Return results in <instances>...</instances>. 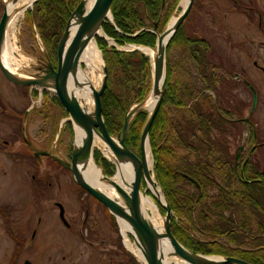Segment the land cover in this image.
I'll use <instances>...</instances> for the list:
<instances>
[{"label": "trees", "instance_id": "1", "mask_svg": "<svg viewBox=\"0 0 264 264\" xmlns=\"http://www.w3.org/2000/svg\"><path fill=\"white\" fill-rule=\"evenodd\" d=\"M179 1L167 0L164 10L163 0L113 1V21H105L103 30L116 44L110 45L105 37H97L108 66L102 114L111 134L122 129L130 107L147 96L152 77L150 55L118 46L155 47L157 32L165 29ZM80 2L38 0L27 10L32 35L36 34L35 26L45 48L56 57L67 21ZM186 19L169 41L166 90L149 133L157 178L173 212L171 229L176 239L195 253L233 256L251 264H264V224L259 223V217H264V188L257 182L251 183L249 189L244 186L239 166L233 164L235 155L221 142L234 128L248 124L220 96L217 100L207 97L194 102L195 96L191 95L194 88L187 87L184 91L183 80L175 77L171 51L181 49L187 40L197 51L196 57L200 56V61L197 60L201 65L211 62L206 60L211 43L204 38L186 37ZM156 24L155 33L152 29ZM215 70L205 67L201 72L210 82L226 78ZM148 113L140 110L136 114L127 137L129 147H137L139 154ZM94 156L110 174L113 164L99 150ZM124 252L130 264H140L131 253Z\"/></svg>", "mask_w": 264, "mask_h": 264}, {"label": "rangeland", "instance_id": "2", "mask_svg": "<svg viewBox=\"0 0 264 264\" xmlns=\"http://www.w3.org/2000/svg\"><path fill=\"white\" fill-rule=\"evenodd\" d=\"M184 1H179L165 28L170 24V20L174 17L177 18L181 13L185 7ZM240 1L244 5L243 7L249 9L248 12L240 5L238 6L234 0H194L189 17L185 18V31H189L195 34V36L205 37L211 41L213 48L211 50L216 55L211 60L216 64L214 69L216 68L215 71L224 75L227 78L226 81H229L230 84V88L226 90L227 93L225 90L222 91L225 97L224 102L229 108L241 113L243 117L250 116L264 140V71L261 69V67L264 68V0ZM28 9H31V7L26 9L17 22L15 36L17 44L30 61V64L26 65L24 70L27 74L34 75L38 71L33 63L38 61L37 59L40 55H44V51L40 50V39L37 34L34 36L31 33L32 29L27 19ZM260 14H262L263 25H260ZM106 40L110 45L116 44L113 39L106 37ZM98 47L103 53L101 47L99 45ZM118 48L130 49L132 45L118 46ZM180 51L181 49L174 48L171 51V56L176 69L175 77L184 79L187 77V73L182 69L183 64L180 62ZM245 80L252 83L258 92V103L252 114H250L249 110L252 106L253 94L249 87L246 86ZM9 92L12 99L11 104L19 108L28 104H41L40 101L35 102V100L32 103H27L28 101L24 103V100L18 97L17 92L12 86ZM145 110L149 112V108ZM66 116L68 114L65 112L59 117V120ZM40 121L39 117H32L31 129L33 133L42 125ZM59 126H64L62 121H60ZM14 127L15 123L9 122L7 124L0 120L1 134L6 135L8 131L10 134V131ZM112 135L115 136L116 133ZM246 137H248L247 134L243 135V138ZM67 139L69 140V138ZM231 140V150L235 153L237 152L238 145L242 142V138ZM16 145V147L3 146L0 148V204L2 205L4 201H7L15 206L12 220V230L14 233L26 230L28 226L31 228L27 231V242L25 245H15L11 239L12 233L8 235L5 229L6 225L2 221V214L0 213V264H9L8 256L14 253L20 255V263L16 262L15 264H24L23 259H29L33 264H60L59 262L61 264H72V262L75 264H86L88 252L91 249L90 246L68 234L69 230H67L60 220L59 210L54 206L53 202L51 204L48 203V199L44 202L37 201L36 197H33L29 193L24 194V189L18 186L17 180L19 176L22 173H34L35 168L32 163L30 165L24 164L17 160L13 161L10 158L12 157L11 149L23 148V145L18 143ZM132 148L139 154L137 147L133 146ZM96 150L98 149L94 148V153ZM151 155L153 159L151 174L154 175L153 166L155 162L152 151ZM257 156L263 159L262 164L264 165V145ZM101 168L105 174H111L107 173L103 167ZM63 187H65V184H63ZM156 187L159 186L156 185ZM146 188L147 183L143 181V190ZM53 189L56 190L57 188L54 187ZM60 197L61 199L64 198L68 204V206H65L67 208L66 217L69 222H72L73 218L76 217L78 205L73 198L71 200L67 198V192L65 191L61 193L53 191V193L49 194V199H60ZM154 199L162 214L165 215L164 208L156 198ZM36 207L41 208L42 223H37L39 213H37ZM103 219L99 220V225H104L105 236L109 239L108 219ZM34 227L38 228L39 240L32 241L30 238ZM118 228L120 233L122 228L119 223ZM128 235L134 242L130 232H128ZM110 238L112 239V237ZM124 246L126 249L128 248L125 244ZM63 254H69V258L66 261L61 260ZM117 258L122 260L121 264H127L123 255Z\"/></svg>", "mask_w": 264, "mask_h": 264}, {"label": "flooded vegetation", "instance_id": "3", "mask_svg": "<svg viewBox=\"0 0 264 264\" xmlns=\"http://www.w3.org/2000/svg\"><path fill=\"white\" fill-rule=\"evenodd\" d=\"M8 1L14 0H0V24L5 12L8 11L6 4ZM234 1L245 11H249L247 7H243L244 5L241 4L240 0ZM261 16L262 14H260L259 20L262 25ZM34 30L37 36L40 37L36 27ZM186 32V37L189 39L192 36L207 39L202 36H195V34H192L189 31ZM208 41L211 43L210 40ZM41 45L39 47L40 50L43 51ZM190 45H192V43H189L188 40L185 41V44H183L180 51V62L183 64L182 69L187 73V77L181 81V86L184 88V91H186L187 87L194 88V91L191 92V95L195 96L194 102H201L207 97H212L214 100H217L218 96H220L224 102L225 97L222 91H226L230 88L229 81H226L227 79L223 78L218 83H216V81L210 82L207 78L203 77L201 72L205 67L212 70L216 65L211 61L216 56L214 51L211 50L213 49L212 44L206 59L211 62H209V64L208 62H204L202 65L197 60L199 58L200 61V56H198V58L196 57L197 51H195V48ZM44 50L47 51L53 67L57 69L58 56L56 57L46 48H44ZM37 60L38 62L33 64L42 68L48 67V60L45 54L40 55ZM1 63L0 50V120L7 124L9 122L15 123V127L12 128L10 134L9 131L6 135L0 133V148L3 146L16 147L17 143L23 145V148L11 149L12 157L10 158L13 161L17 160L24 164L30 165L32 163L35 168L34 173H22L19 176V179L17 180L18 186H21V188L24 189V194L29 193L33 197H36L37 201L44 202L48 199V203L51 204L53 202L54 206L59 210L60 220V204L63 205L68 225L62 220L61 221L66 226L67 230H69L68 234L71 237H75L77 240L85 242L91 248L88 252L86 264H121L122 260L117 258L120 255H123L127 264H130L129 257L127 258L124 250L131 254L132 252L131 250L129 251L128 248L127 250L124 246L125 244L127 247V244L123 238V234L121 232L119 233L116 218L111 215L108 208L103 203L79 185L74 180L70 170L66 169L54 157L58 156L64 160H72V143L74 139L73 124L69 120V113L60 101L57 92L52 88H43L33 84L21 85L10 81L2 72ZM38 73H40V71H38ZM244 82L246 83V81ZM11 86L17 92L18 97L24 100V103L27 101V103H32L35 100V102L40 101L41 104H28L27 106L20 108L12 105V99L10 98L9 92ZM35 108H37V110H35ZM65 112L68 116L59 120V117ZM32 117H39L41 119L40 123L42 124L35 133H33L31 129ZM247 117L250 118V121H243L248 124L247 126L234 128L230 134L222 138L221 142H223V146H227L231 153L235 155L233 164L237 167L239 166L244 186L249 189L251 183L257 182L262 188H264L263 159L257 156L258 152L264 145V140L252 118L250 116ZM242 118L245 117L242 116ZM60 121L63 122L64 126H59ZM245 134H247L248 137L243 138V135ZM67 138H69V140ZM235 138H242V142L238 145L237 152L233 153L231 150V139L235 140ZM35 152H38L39 156L36 157ZM238 155L239 159H237ZM63 184H65V187H63ZM54 187L57 188V191L53 189ZM53 191L56 193L65 191L67 192V198H69V200L72 198L75 200L78 208L75 215L76 217L73 218L72 222H69L66 217L67 208L65 206H68L66 200L64 198L61 199V197L60 199H49V194L53 193ZM14 209L15 206L7 201H4L2 205L0 204L2 221L6 225L5 229L8 235L9 233H12L11 239L13 243L15 245H25L27 242V231L31 227L28 226L26 230L17 231L16 233L13 232L12 220ZM247 209L251 210V207L248 206ZM36 210L37 213H39L37 216V223H42L43 217L41 215V208L36 207ZM103 218L108 219L109 233L111 234H109V236L112 237V239L110 237L109 239L106 238L104 225H99V220H102ZM259 218V223L264 224V217L260 216ZM250 219L252 222L253 219ZM259 223L257 221V224ZM37 234L38 228L34 227L30 239L32 241L39 240V234ZM8 257L9 264H15L16 262L20 263V255L17 253L10 254ZM68 258L69 254H63L61 260L66 261ZM23 260L25 264V261L29 259ZM59 263L61 264V262ZM72 264L75 263L72 262Z\"/></svg>", "mask_w": 264, "mask_h": 264}, {"label": "water", "instance_id": "4", "mask_svg": "<svg viewBox=\"0 0 264 264\" xmlns=\"http://www.w3.org/2000/svg\"><path fill=\"white\" fill-rule=\"evenodd\" d=\"M17 1V0H14ZM38 0H34L31 4V8L34 3ZM114 0H95L93 5L88 8L86 0H81L77 5L75 10L72 12L71 17L67 21V26L63 35L59 41L57 56L58 64L57 69L53 67L51 60L48 57L47 51L44 50V54L48 60V67H39L35 65L37 71L34 75L28 74V78L17 77L13 72L7 68L3 62L1 63V69L4 75L12 82L21 85H37L43 88L54 89L60 101L66 107L69 113V120L73 124L74 129V139H73V152L72 160H64L58 156H54L55 159L62 164L66 169L70 170L74 180L85 188L90 194H92L96 199L103 203L109 210V212L116 218L119 222V218L127 220L130 228L128 232L132 235L134 242L137 243L144 250V255L146 263L142 262L135 254V258L140 264H164L162 261L166 256H177L183 258L184 260H189L192 264H251L241 258L233 256H221V255H205L201 253H195L190 249H187L172 232L171 222H172V208L165 198L164 191L158 181V176L156 173V167L154 169V177L156 179V185L159 186L163 192L165 202L158 199L159 197L152 193L154 198L158 200L160 205L165 210V231L161 233L153 224L147 219L143 214L140 205V195L143 189V181L146 182L147 179L151 178V168L148 167L147 163V147L150 148V138L149 133L151 131L155 116L162 103L163 96L166 90L167 83V49L169 41L172 39L179 26L188 16L190 9L192 8L193 1L189 0L186 6L182 9L181 13L177 16L175 24L172 28L167 26L160 33L157 32V43L155 47H149L145 45L131 44L132 48L124 50H140L143 53L149 55L145 50L146 48L155 49L157 51L156 55L151 57L152 60V77L150 91L147 96L142 100L136 102L130 107L125 115V121L122 129L112 135L105 123V119L102 114V95L107 86L108 79V66L104 63V77L102 84L99 89L94 91L95 98V111L93 115L89 114L79 102V99L75 95V91L69 90V85L72 83L76 87L81 86V81H70L71 78L76 80L77 71L79 67V58L89 41L92 39L94 33L99 27H103L105 21H113L112 14V3ZM163 10L166 9V0H163L162 5ZM111 15V16H109ZM9 22V13L5 12L3 19L0 24V50H2L4 37L6 36L7 25ZM74 24H77L75 33L71 36V28ZM261 25V24H260ZM153 32L157 31V24L152 29ZM99 37H105V35H98ZM168 37L166 43H164L165 38ZM120 49V48H119ZM151 56V55H150ZM38 62V61H37ZM261 69L264 68L261 67ZM246 85L252 91L253 101L250 111L252 114L253 110L256 108L258 103V92L256 88L248 80ZM74 90V89H73ZM157 96L155 104L152 109H149L147 120L143 126L140 141V154H137L132 148L127 144V137L131 130V124L140 110H145L149 108L146 106L148 99L151 96ZM243 121H250L249 117L242 118ZM76 124V125H75ZM75 126L81 128L85 131L86 135L80 145L76 144L75 141ZM94 133H98L103 137V139L108 143L109 147L116 156L117 161L120 163L129 159L132 162L134 168V180L132 182V188L129 191L125 184L120 185L115 181L110 180L113 175L120 172V167L115 165L111 170V176L105 174V178L114 183L118 197L117 199L109 196L105 191L97 188L91 184L84 176L80 169V164L87 161L91 156H94L93 141ZM152 151V150H151ZM36 157L39 156L38 152H35ZM239 159V155L237 156ZM98 165L103 167L102 162H97ZM187 177L193 182H198L191 176ZM108 181V182H109ZM147 183V182H146ZM147 189V188H146ZM146 189H144L146 191ZM61 207V220L68 225V221L65 218V209L63 205ZM121 232L123 233L122 229ZM168 238L171 244V248L168 251H162L160 245L162 238ZM25 264H33L30 260H26Z\"/></svg>", "mask_w": 264, "mask_h": 264}, {"label": "bare ground", "instance_id": "5", "mask_svg": "<svg viewBox=\"0 0 264 264\" xmlns=\"http://www.w3.org/2000/svg\"><path fill=\"white\" fill-rule=\"evenodd\" d=\"M34 0H17V1H8L7 8L9 12V22L7 25L6 36L1 50V60L3 64L9 68L13 74L20 78L30 77L24 67L30 64L29 58L24 54L22 49L17 44V38L15 36V28L20 17L25 13L26 9L29 8ZM95 0H86L87 7L90 8ZM189 0H185L184 4L188 3ZM111 16V15H109ZM176 17L170 20L169 27L172 28L175 24ZM77 24H74L71 28V36L75 33ZM12 35V36H11ZM98 35H107L105 34L103 27H99L94 33L92 39L89 41L85 50L79 58V67L77 71L76 80L71 78L70 81H81L82 85L76 87L72 83L69 85V90L74 92L82 107L91 115L95 111V98L94 91L99 89L103 77H104V57L102 51L98 47L97 37ZM168 40V37L165 38L164 43ZM152 59L156 55L157 51L155 49L146 48L145 49ZM74 89V90H73ZM157 96H151L146 106L149 109H152ZM76 125V124H75ZM75 141L77 145H80L86 135L85 131L81 128L75 126ZM97 148L102 152L103 156L110 161L113 166L118 165L120 167V172L113 175L110 180L115 181L120 185H126V188L130 191L132 188V182L134 180V168L132 162L125 158V160L120 163L117 161L115 154L109 147L108 143L103 139L98 133H94L93 149ZM147 163L148 167L151 168L153 165V159L151 155V150L147 147ZM80 169L83 172L85 178L97 188L105 191L109 196L117 199L118 194L113 182L105 178V173L100 165L97 164L95 156H91L87 161H84L80 164ZM111 176V175H109ZM109 181V182H108ZM147 189L144 191L142 189L140 195V205L143 214L147 219L155 226L161 233L165 230V216L162 214L157 202L154 199L152 193L156 194L163 202L165 198L160 187H156V179L154 175H151V178L146 180ZM119 222L123 231V236L126 241L128 248L137 256L142 262L146 263L144 250L133 242L129 235L128 229L130 228L127 220L119 218ZM162 251H168L171 248L170 241L168 238L164 237L161 240L160 245ZM164 264H192L189 260H184L177 256L165 257L162 260Z\"/></svg>", "mask_w": 264, "mask_h": 264}]
</instances>
